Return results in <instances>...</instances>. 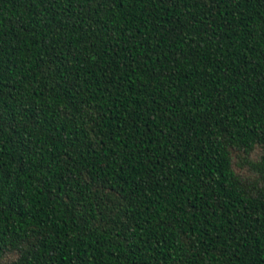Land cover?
<instances>
[{"label":"trees","instance_id":"trees-1","mask_svg":"<svg viewBox=\"0 0 264 264\" xmlns=\"http://www.w3.org/2000/svg\"><path fill=\"white\" fill-rule=\"evenodd\" d=\"M0 264H264V0H0Z\"/></svg>","mask_w":264,"mask_h":264}]
</instances>
